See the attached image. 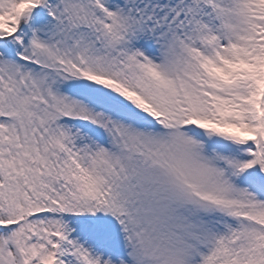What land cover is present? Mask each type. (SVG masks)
I'll use <instances>...</instances> for the list:
<instances>
[{
	"label": "snow or ice",
	"instance_id": "obj_1",
	"mask_svg": "<svg viewBox=\"0 0 264 264\" xmlns=\"http://www.w3.org/2000/svg\"><path fill=\"white\" fill-rule=\"evenodd\" d=\"M0 264H264V0H0Z\"/></svg>",
	"mask_w": 264,
	"mask_h": 264
}]
</instances>
